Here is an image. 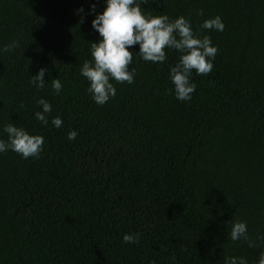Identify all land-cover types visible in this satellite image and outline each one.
<instances>
[{
	"label": "trees",
	"instance_id": "1",
	"mask_svg": "<svg viewBox=\"0 0 264 264\" xmlns=\"http://www.w3.org/2000/svg\"><path fill=\"white\" fill-rule=\"evenodd\" d=\"M92 2L102 12L103 0H0V47L18 45L0 53V128L13 122L44 137L39 158L0 154V264H256L264 244L249 248L228 232L243 221L253 240L264 234V0L142 4L209 36L213 68L193 73L196 90L181 102L167 92L179 54L165 49L164 64L134 54L133 84L112 81L116 95L103 106L79 74L98 39ZM216 16L223 31L199 29ZM41 67L37 90L29 79ZM40 98L60 128L35 120ZM125 233L139 242L122 244Z\"/></svg>",
	"mask_w": 264,
	"mask_h": 264
},
{
	"label": "clouds",
	"instance_id": "2",
	"mask_svg": "<svg viewBox=\"0 0 264 264\" xmlns=\"http://www.w3.org/2000/svg\"><path fill=\"white\" fill-rule=\"evenodd\" d=\"M150 0H103L102 12L96 13V3H89V13L94 14L91 29L98 34L95 43H90V60H85L79 74L88 87L86 92L98 106H103L110 98L116 95V84H133L135 70L129 69L135 54L144 62L164 64L167 61L165 49L175 50L179 54L178 61L169 67L168 81L172 85L167 92L177 101L188 102L196 90L192 82L193 73L197 76L208 75L213 68V60L218 51L212 44L209 36H199L193 31L191 23L183 16L170 20L167 15L149 16L141 8ZM80 8L77 13H83ZM203 15L202 11L197 13ZM84 23V18L78 21ZM224 24L219 16L206 19L199 29L204 31H223ZM18 45L15 41L0 47V53L11 52ZM138 46V51L130 49ZM46 68H39L35 75L30 76L29 84L37 90L45 87ZM51 90L54 95H60L62 84L59 79H51ZM40 107L34 112V118L42 126L49 123L54 128L62 126L59 116L51 121L48 114L52 111L51 104L40 98L36 101ZM24 105H19L23 109ZM0 133L6 134L7 139H0V154L13 152L21 159L39 158L43 150L44 137L30 135L25 129L16 127L9 122L0 128ZM78 133L75 130L67 133V140L72 141ZM228 238L232 242L242 241L249 248L260 247L264 244V234H258L253 240L248 235L247 224L243 221L231 223ZM139 242V233H125L122 235V244H136ZM224 264H248L245 257H225ZM256 264H264V251H261Z\"/></svg>",
	"mask_w": 264,
	"mask_h": 264
}]
</instances>
